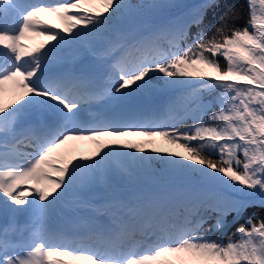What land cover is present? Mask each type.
I'll use <instances>...</instances> for the list:
<instances>
[{"label": "snow or ice", "instance_id": "1", "mask_svg": "<svg viewBox=\"0 0 264 264\" xmlns=\"http://www.w3.org/2000/svg\"><path fill=\"white\" fill-rule=\"evenodd\" d=\"M247 2L243 28L234 26L239 13L229 9L210 31L204 27L207 14L223 0H201L194 12L145 23L135 33L122 32L121 23L181 5L173 0L139 5L63 0L32 6L18 28L0 23V131L5 133L0 205L13 225L19 215L32 218L24 227L0 229V264H264V217L239 226V239L224 242L206 235L225 229L229 217L238 219L257 199L264 205V0ZM84 4L98 7L89 11ZM5 12L0 9V18ZM44 13L63 21V30L39 19ZM29 35L54 43L30 48L22 43ZM82 40L102 45L99 52L94 47L89 51L110 61L112 72L118 70V80L109 77L114 87L98 93L87 71L64 70L45 78L56 50ZM162 41L167 49L160 47ZM8 84L19 94L6 105ZM177 87L187 90L195 107L186 109L184 117L161 119L154 93ZM103 96L114 102L144 97L150 114L129 117L146 122L129 123L93 113L95 123L89 126L82 105ZM188 117L191 124L185 122ZM156 138L183 152L145 147ZM73 141L90 142L94 149L73 155L74 149L65 148ZM19 146L34 151L16 152ZM14 152L16 159L10 160ZM153 162L164 166L171 182L152 189L139 186L130 165L147 174ZM115 176L124 178L123 187L112 183ZM96 182L108 196L109 234L126 236L130 246L97 249L47 226L68 193ZM137 234L143 243L135 240Z\"/></svg>", "mask_w": 264, "mask_h": 264}, {"label": "trees", "instance_id": "2", "mask_svg": "<svg viewBox=\"0 0 264 264\" xmlns=\"http://www.w3.org/2000/svg\"><path fill=\"white\" fill-rule=\"evenodd\" d=\"M149 0L144 1H135V0H129V2H126V4L129 5H139L142 3H148ZM174 3L181 5L180 8H170L165 10L164 12H181L184 9V6L187 2H196L194 5L187 7L184 11L181 12L179 16L182 14L188 13V12H194L197 8V6L201 3V0H173ZM257 9H259V3L257 2L256 5ZM229 9H236L239 13V18L235 21L234 26L243 28L247 24L249 10H248V2L247 0H223V4L221 7L214 12H209L207 14L206 20H205V29L210 31L211 28L215 25H218L220 23L221 17L229 10ZM178 17V16H177ZM152 17H141L138 22L143 26H145V23H149L148 21ZM232 26V22H229L228 28L230 29ZM160 47L167 49L168 44L167 41H162L160 44ZM223 63V60H221ZM187 90L184 88H177L175 92L172 91H166L164 93H159L161 96L157 99V101H160L161 99L168 101H171V107L167 108L168 115H171L176 118H181L185 116L186 109L194 108L195 105L191 103L190 98L186 95ZM156 93H154L155 95ZM215 95V93H213ZM205 98H209L208 94H204ZM187 124H191L192 120L190 117L186 118L185 121ZM155 142L160 145H165L166 147L179 149L175 145H170L167 143L166 140L162 138H156ZM183 151V149H179ZM130 170L133 171V174L137 176V179L139 180L140 186H155L156 184L161 183H168L170 181V177L166 173L164 166L161 165L159 162H153L152 164V171L150 173H140L138 172L134 166L131 165ZM257 217H264V205H261L259 200L257 199L255 202H253L252 206L248 207L247 210L242 214L241 217H239L236 220H233L231 217L228 218V225L225 229L218 231V232H208L206 235L210 239L214 240H221L224 242H227V239L229 237H233L234 239H239V234L237 233V228L241 225L247 226L248 220L250 218H257ZM213 221L209 220L208 223H212ZM204 227H207V224L204 225Z\"/></svg>", "mask_w": 264, "mask_h": 264}, {"label": "rangeland", "instance_id": "3", "mask_svg": "<svg viewBox=\"0 0 264 264\" xmlns=\"http://www.w3.org/2000/svg\"><path fill=\"white\" fill-rule=\"evenodd\" d=\"M36 1H38V3L63 2V1H52V0H43V1L36 0ZM124 2L125 3L129 2V0H124ZM38 3H34L32 6H34V5L38 4ZM82 7L85 8V9H88L89 11H92V10H94L95 7H98V5L84 4V5H82ZM28 10H30V9H28ZM28 10H26V12ZM39 19H41V20H44V19L49 20L53 25H55L61 31L65 27L64 22L61 21L54 14L44 13V14L41 15V17H39ZM131 25H132V23H125L123 26L130 27ZM132 26H133L132 28L135 29L134 31L139 30L140 25H136L135 24V26L134 25H132ZM127 27L126 28L123 27L124 29L121 28L120 30L122 32H124V33L131 32V31H128ZM36 37H38V36H36ZM46 43H54V42L46 41ZM62 46H63L62 48L59 47V48H61V50L58 51V49H57L56 52L53 54L54 55V63L55 62H60L59 68L62 71L70 70L72 61L74 59H76L78 56H80L81 54H83V53H91L89 51V47H94L97 52L102 50V48H101L102 45L101 44L93 43V44L90 45L88 42L83 41V40L82 41H78L76 43H65ZM130 60L134 61L135 57H131ZM113 75H114L115 78L116 77L118 78V70L115 73L113 72ZM157 82H158V78L154 74L153 75V83H157ZM177 88H179V87H177ZM172 89H176V88H172ZM18 94H19V90L16 89L15 85H13V84L6 85L5 86V91H4V94H3L4 103L7 105L8 103L12 102L14 97H15L14 99L18 98ZM87 104L101 105V108L98 109V112H102L106 108L107 109H111V108L116 107L119 104V102L111 101L108 96H103L102 98H99L95 102L87 101ZM165 105H166V101L163 102V105L161 107V111L156 114L161 119H167L170 116V115H168L167 108L165 107ZM113 116L124 117V118H126V121L129 122V123L146 122V121H141V120L135 119V118L129 119V117H135V116H133V115L129 116V115H125V114H120L118 112H113L112 114L107 115V117H113ZM1 135H4L2 133V131H0V137H2ZM129 139H139V138L130 137ZM75 143L77 145L81 146V148L83 146V148H82L83 150H81L79 152H80L81 155H84V153H83L84 152V148L90 142H87V141H75ZM153 146L169 149V150L174 151V152H183V151H181L179 149H174V148H170L168 146L166 147L165 145H160V143L158 144L157 142H155L154 145H145V147L148 148V149H150ZM130 167H131V165H130ZM120 179L124 180V178H121L119 176H115V177L112 178V183L117 185L118 187H123L125 183H123ZM96 184L101 187V192H97L96 196H102L103 195L105 197V205H108V196H107V194L105 192V189H104L103 185L100 182H96ZM0 211L4 212L3 208H1V205H0ZM121 239H126L127 243L126 242H125L126 244L125 243H121ZM135 240L138 241V242L143 243V238L139 234H137V236L135 237ZM131 242L132 241H130L126 236H121V237L117 238V240L114 243H110L109 242V243H107V245L103 244V243H106V242H100V243L98 242V243H96V241H94V242L93 241L85 242V244L88 245V246H91V247H96L97 249H103V248L108 247L109 245H112V244H116V245H119L121 247H128V246H130Z\"/></svg>", "mask_w": 264, "mask_h": 264}, {"label": "bare ground", "instance_id": "4", "mask_svg": "<svg viewBox=\"0 0 264 264\" xmlns=\"http://www.w3.org/2000/svg\"><path fill=\"white\" fill-rule=\"evenodd\" d=\"M19 1L25 8V10H28L30 9L31 10V7L34 3H38V1L36 0H17ZM40 1H43V0H40ZM0 6H4V4H0ZM23 13L21 12V15ZM25 14H26V11H25ZM24 15V14H23ZM22 15V16H23ZM22 19V18H21ZM43 21H45L46 23L48 24H51L53 25L49 20L47 19H44ZM21 22V21H20ZM19 22V23H20ZM19 25V24H18ZM22 43H25L26 45H28V47H34L40 43H46L45 41V38L40 36V37H36V36H32V35H29V36H26V38L22 41ZM61 48L63 47L62 45L60 46ZM61 48H58V51L61 50ZM59 65H60V62H55V63H52L49 67L52 68L51 71H49L46 75V79L47 78H50L51 76L55 75L56 73L60 72V68H59ZM83 105H86V104H83ZM99 106H89V110L90 112L93 113H96L97 110H98ZM97 113H100V112H97ZM92 114H91V119H92ZM127 122V121H126ZM95 123V122H94ZM92 123V125L94 124ZM3 137L0 139V142H3ZM10 139V138H9ZM65 148L67 149H74V151L72 152L73 155H76V156H79L81 155L79 151L83 150V146L81 148V146L77 145L75 143V141L73 142H70V144L68 146H65ZM80 148V149H79ZM94 149V145H92L91 143H88L85 148H84V154H91V152L93 151ZM34 151V148H31L30 146L29 147H24V146H19L17 149H16V152H32ZM79 152V153H78ZM16 159V153H12L10 155V160H14ZM99 187V186H98ZM66 199H67V204L66 206L68 208H71V209H78L80 207V205L82 204H85L86 202L83 201V200H79L77 198V196H75L74 192H70L68 193V195L66 196ZM1 208H2V205H1ZM126 242V239H121V243H125ZM127 243V242H126ZM125 243V244H126ZM124 244V245H125ZM62 259H69L67 257H61ZM75 264H85V262L83 261H78V262H75Z\"/></svg>", "mask_w": 264, "mask_h": 264}]
</instances>
